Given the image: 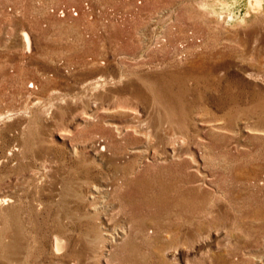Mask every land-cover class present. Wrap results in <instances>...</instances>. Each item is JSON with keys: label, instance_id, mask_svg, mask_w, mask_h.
Returning <instances> with one entry per match:
<instances>
[{"label": "rangeland", "instance_id": "rangeland-1", "mask_svg": "<svg viewBox=\"0 0 264 264\" xmlns=\"http://www.w3.org/2000/svg\"><path fill=\"white\" fill-rule=\"evenodd\" d=\"M247 10L0 0V264H264V6Z\"/></svg>", "mask_w": 264, "mask_h": 264}, {"label": "bare ground", "instance_id": "bare-ground-1", "mask_svg": "<svg viewBox=\"0 0 264 264\" xmlns=\"http://www.w3.org/2000/svg\"><path fill=\"white\" fill-rule=\"evenodd\" d=\"M231 2H233V4H239L240 2H243L244 5L248 6V10L249 9H253L254 11H258L260 9L263 8L264 6V0H231ZM201 7V6H200ZM221 11V10H219ZM246 11V13L248 14V12ZM222 12V11H221ZM255 13V12H254ZM264 13V12H263ZM254 15V14H253ZM257 15V14H256ZM235 17V16H234ZM244 20V18H243ZM236 22V21H235ZM238 22H241V21H238ZM243 25V24H242ZM246 25V24H245ZM22 37H23V41H24V44L26 47H28L29 45V39H28V35L26 32H22ZM91 191L89 192L88 196H90L93 200L97 199L99 200L100 199V203H103L105 201V197H106V191L98 186L96 187H93L91 186ZM87 197V196H86ZM6 199L5 197L2 198L0 197V203H5L6 202ZM92 200V202H93ZM96 200V201H97ZM90 201V200H89ZM91 202V203H92ZM95 204V203H94ZM92 204V205H94ZM107 205V204H106ZM96 206V205H95ZM102 206V205H101ZM108 208V207H107ZM95 211V210H94ZM103 235L105 236V242H108V241H111L113 238L115 237H119L121 235L124 234V230H123V227L122 226H119V227H115V226H105L103 228ZM91 237V235H90ZM62 239V238H61ZM114 240V239H113ZM112 240V241H113ZM64 241V240H63ZM104 241V240H103ZM16 245H18L19 247H22V244L20 242H16L15 243ZM62 244V243H61ZM101 244V243H100ZM99 244V245H100ZM56 245H59L57 243V240H55V246ZM94 247V246H93ZM103 247V246H102ZM103 249V248H102ZM105 250V249H104ZM88 251V250H87ZM89 252V251H88ZM93 255V254H92ZM86 259V258H85Z\"/></svg>", "mask_w": 264, "mask_h": 264}, {"label": "built area", "instance_id": "built-area-1", "mask_svg": "<svg viewBox=\"0 0 264 264\" xmlns=\"http://www.w3.org/2000/svg\"><path fill=\"white\" fill-rule=\"evenodd\" d=\"M50 11L51 12L55 11L56 13H58L61 16H63L65 14V12L66 13H71V14H74L75 13V9L73 7L68 8V9L67 8L64 9V8H61V7L60 8H51Z\"/></svg>", "mask_w": 264, "mask_h": 264}]
</instances>
